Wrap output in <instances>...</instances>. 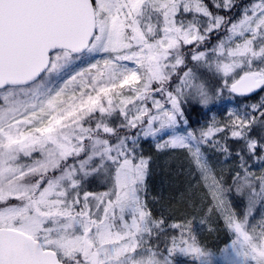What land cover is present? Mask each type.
Segmentation results:
<instances>
[{
  "label": "snow or ice",
  "instance_id": "1",
  "mask_svg": "<svg viewBox=\"0 0 264 264\" xmlns=\"http://www.w3.org/2000/svg\"><path fill=\"white\" fill-rule=\"evenodd\" d=\"M234 6L0 0V264H176V255L217 264L191 220L168 224L149 207L140 151L149 137L194 162L207 212L231 233L224 264H264V97L198 129L185 116L225 90L264 91V0L219 14ZM217 137L242 144L229 187L202 151L230 157ZM98 176L105 190H89ZM166 227L179 235L161 250Z\"/></svg>",
  "mask_w": 264,
  "mask_h": 264
},
{
  "label": "trees",
  "instance_id": "2",
  "mask_svg": "<svg viewBox=\"0 0 264 264\" xmlns=\"http://www.w3.org/2000/svg\"><path fill=\"white\" fill-rule=\"evenodd\" d=\"M250 2L252 0H249ZM211 5L213 0H207ZM240 0H234V7L230 12L219 11L220 15L226 17H238L240 15ZM217 42L216 35H213L211 44ZM191 66V65H190ZM202 77L209 82L210 86L219 88L216 78L211 73L201 68L199 70ZM227 90L221 97H218L208 106H202L195 103H189L186 106L185 116L189 118L191 126L198 125L201 122L211 121L214 117L217 119L227 118V112L231 105L234 108L245 110V106L257 103L261 97H264V91L257 90L247 96H239L231 94L229 98ZM220 142L226 144L232 155H225L218 148L205 146L202 151L209 157L213 166L221 171L226 181V187L232 183L231 176L233 169L238 165L236 152L240 150L242 144L231 138L225 139L221 137ZM211 147V148H210ZM143 156L151 157L149 159V167L151 168V176H147L150 182L149 188L146 187L148 194L149 207L153 210L154 216L163 217L168 224L180 221L189 216L194 215L201 218L203 226L195 232L197 237L204 241L206 247L216 253L217 249L226 243L230 238V232L226 230L223 218L216 213H208L207 208L210 207L207 198H205V190L201 186L198 170L189 154L185 150H155L154 144L148 140L143 141ZM140 151H142L140 149ZM165 162V163H164ZM249 163H252L249 161ZM164 164V165H163ZM258 170V169H257ZM99 177V176H98ZM91 179L89 189L99 190L104 188L103 185H97V178ZM150 189V190H149ZM229 199L237 209L243 205V198L237 196L234 191L229 193ZM170 235H179V233L171 228H165L161 234L160 244L161 250L164 248V242ZM176 264H193L191 257L176 255L174 257Z\"/></svg>",
  "mask_w": 264,
  "mask_h": 264
},
{
  "label": "rangeland",
  "instance_id": "3",
  "mask_svg": "<svg viewBox=\"0 0 264 264\" xmlns=\"http://www.w3.org/2000/svg\"><path fill=\"white\" fill-rule=\"evenodd\" d=\"M213 2H217V0H213ZM240 4H239V9H243L245 6H248V5H250L251 3H253V0L250 2L249 0H240ZM241 10H240V12H241ZM198 75H203V74H200L199 72H198ZM204 78V77H203ZM229 98H230V95H229ZM232 109H235L234 108V106L233 105H231L230 106V108H229V110H228V112L230 111V110H232ZM228 112H227V115H228ZM216 120H218V121H222L223 119L222 118H220V119H217V117H214ZM212 122V120L211 121H207V122H201V123H199L198 125H195V126H192L194 129H198V128H201V127H205L206 125H208V124H210ZM221 137H217V139H220ZM145 140H148V141H150V142H152L153 144H154V147H155V150H157V151H162V150H158L157 149V147H156V144L157 143H159V142H161L158 138H155V137H149V138H146V139H141V141H140V149L142 150L141 151V153L143 154V148H142V146H143V141H145ZM213 147V146H212ZM211 148V147H210ZM165 150H167V149H165ZM145 157V156H144ZM145 158H150L151 159V157H145ZM165 163V162H164ZM164 165V164H163ZM148 176H151V168L148 166ZM147 181H148V178H146V182L145 183H147ZM106 182V178L105 177H103V176H99L98 178H97V181H96V184L97 185H103L104 183ZM150 185V182L147 184V188H149L148 186ZM89 190H91V189H89ZM105 189L104 188H100L99 190H91V191H104ZM150 190V189H149ZM232 201V200H231ZM232 204H233V202H232ZM233 207H235L234 205H233ZM186 219H188V220H191L192 221V228H193V231L194 232H196V231H198L202 226H203V222H202V220H201V218L199 219V217H197V216H194V215H192L191 214V216H189V217H187ZM182 220V219H181ZM230 235H231V233H230ZM234 238V237H233ZM231 243V240H230V238H229V240L226 242V243H223L220 247H219V249H223L224 247H225V245L226 244H230ZM219 249H217V251H215L216 253V255H215V259H216V261H217V264H224V261H223V257L220 255V253H219Z\"/></svg>",
  "mask_w": 264,
  "mask_h": 264
},
{
  "label": "water",
  "instance_id": "4",
  "mask_svg": "<svg viewBox=\"0 0 264 264\" xmlns=\"http://www.w3.org/2000/svg\"><path fill=\"white\" fill-rule=\"evenodd\" d=\"M252 94V93H251ZM249 95V94H248Z\"/></svg>",
  "mask_w": 264,
  "mask_h": 264
}]
</instances>
